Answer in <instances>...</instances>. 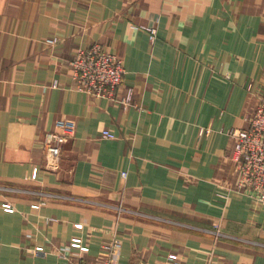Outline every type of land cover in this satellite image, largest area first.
<instances>
[{"label":"crops","instance_id":"1","mask_svg":"<svg viewBox=\"0 0 264 264\" xmlns=\"http://www.w3.org/2000/svg\"><path fill=\"white\" fill-rule=\"evenodd\" d=\"M92 43L122 60L117 100L74 88ZM262 95L264 0H0V264H93L114 236L125 263L264 264L228 134ZM61 118L75 133L50 171Z\"/></svg>","mask_w":264,"mask_h":264},{"label":"built area","instance_id":"2","mask_svg":"<svg viewBox=\"0 0 264 264\" xmlns=\"http://www.w3.org/2000/svg\"><path fill=\"white\" fill-rule=\"evenodd\" d=\"M151 37H154V29H151ZM72 68V81L74 88L88 95L116 99V91L120 87L124 67L122 60L113 52L107 51L98 43H92L88 47L78 49L68 61ZM130 93L121 97L118 101L125 104L129 100ZM246 127H234L229 130V137L233 140V148L230 151V159L236 173L237 193H249L259 204L264 206V95L258 98L257 105L251 114L246 116ZM76 122L70 118L57 119L54 127L45 132L41 142L44 152V166L55 171L60 167L63 145L69 141L75 133ZM202 133H207L201 130ZM101 136L114 139L116 135L110 130L104 129ZM122 172L121 176L125 177ZM32 207H38L33 204ZM123 208L118 207L120 213ZM122 241L114 236L110 240L100 244L104 251L103 258L93 264H150L146 259L137 257L136 263L121 261L120 249ZM36 254H45V251H35ZM60 255L70 261L65 250ZM85 264V263H73ZM161 264H183L173 254H167Z\"/></svg>","mask_w":264,"mask_h":264}]
</instances>
